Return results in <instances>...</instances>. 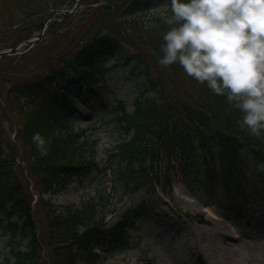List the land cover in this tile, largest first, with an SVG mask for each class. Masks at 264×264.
Returning <instances> with one entry per match:
<instances>
[{"label":"trees","instance_id":"obj_1","mask_svg":"<svg viewBox=\"0 0 264 264\" xmlns=\"http://www.w3.org/2000/svg\"><path fill=\"white\" fill-rule=\"evenodd\" d=\"M167 1L166 13L150 12L153 0L102 4L93 9L96 16L75 47L40 66L35 60L25 70L10 69L12 76L0 78L8 82L0 107L9 122L7 128L0 119V231L9 247L0 264H95L100 251L131 248L130 231L139 228L142 214L128 210L106 225L107 213L117 207L102 189L75 205L44 198L67 191L77 177L107 168H115L118 200L140 189L153 192L156 186L168 196L179 181L202 190L205 204L241 213L240 198L250 195V186L254 194L263 193L264 135L241 129L240 111L188 77L178 63L159 64L162 37L170 27ZM75 2L0 0V17L11 23L6 31L18 30ZM117 20L119 32L108 31L109 22ZM125 37L132 47L126 55ZM11 56L0 58V75L5 74L1 62ZM107 59L131 65L129 76L137 79L140 91L132 109L124 101L116 105L114 119L122 138L109 150V167L103 169L97 155L99 129L93 124L76 128L75 123L81 108L105 104L96 82L104 77ZM37 132L46 140L43 154L33 140Z\"/></svg>","mask_w":264,"mask_h":264},{"label":"rangeland","instance_id":"obj_2","mask_svg":"<svg viewBox=\"0 0 264 264\" xmlns=\"http://www.w3.org/2000/svg\"><path fill=\"white\" fill-rule=\"evenodd\" d=\"M111 1L120 3L125 0H82L73 7L66 3L59 8L60 11L56 10L47 24L46 20L39 18L33 20V23L18 27V30L6 31L5 28L11 23L7 18L0 17V26L3 25L0 27V51L13 49L9 53L11 58L1 62L5 74L0 75V78L4 75L12 76L10 69L25 70L35 60L37 62L34 65L40 66L75 47L96 16L93 9ZM153 2L155 5L149 10L151 13L156 12V9H160V13L167 12V0ZM68 9L69 12H64ZM64 13L71 14L66 18L61 15ZM128 18L127 16L126 19ZM54 21L55 24H52ZM118 24L119 20L110 21L107 30L119 32ZM30 30L33 35L28 37ZM91 34H95V31ZM37 37L40 42L35 48L28 47L25 41ZM124 39L121 45L126 55L132 51V47L129 40L126 37ZM15 42L18 43L14 44ZM29 49L31 51L25 52ZM114 62L113 59L106 60L109 67ZM130 69L131 65L122 64L106 68V78L96 82L105 96V104L94 105L90 111L81 109L76 121L77 127L84 128L91 123L99 129L97 155L103 169L109 167V150L122 138L114 119L116 105L124 101L126 108L132 109V100L140 91L136 87L137 79L129 76ZM0 82L1 105L8 82L1 79ZM0 119L9 128L7 116L1 111V107ZM113 163L115 167L116 163ZM117 181L115 168H107L105 172L77 177L65 192L44 195V198H50L56 204L75 205L94 197L96 189L100 188L109 194L117 207L115 212L107 213L104 222L106 225L114 223L128 210L131 211L130 214L136 210L141 212L139 228L130 231L131 248L100 251L101 256L95 264H264V198L260 199L259 194H254L252 186L243 213L237 214L215 206H206L207 197L202 190L193 189L179 181H174L168 196L159 188L153 192L140 189L118 200L121 194ZM261 192L264 195V191ZM187 216H193L194 219L189 220ZM199 217H203L205 222H200ZM41 218L45 220L43 210ZM45 226L46 223L42 225L43 231ZM5 240L6 235L0 231V260L9 249L4 246ZM25 243L26 240L21 245L22 249L25 248ZM182 250L187 254H182Z\"/></svg>","mask_w":264,"mask_h":264},{"label":"clouds","instance_id":"obj_3","mask_svg":"<svg viewBox=\"0 0 264 264\" xmlns=\"http://www.w3.org/2000/svg\"><path fill=\"white\" fill-rule=\"evenodd\" d=\"M170 9L159 64L178 63L240 111L241 129L264 135V0H170ZM33 140L45 153V138Z\"/></svg>","mask_w":264,"mask_h":264},{"label":"water","instance_id":"obj_4","mask_svg":"<svg viewBox=\"0 0 264 264\" xmlns=\"http://www.w3.org/2000/svg\"><path fill=\"white\" fill-rule=\"evenodd\" d=\"M78 1H81V0H78ZM54 15V13H51L50 15H49V17L47 18V20H46V22L52 17ZM36 41V39H29V40H27L26 41V43H34ZM13 50V49H12ZM10 51L8 50V51H0V57L3 55V54H7V53H9Z\"/></svg>","mask_w":264,"mask_h":264},{"label":"bare ground","instance_id":"obj_5","mask_svg":"<svg viewBox=\"0 0 264 264\" xmlns=\"http://www.w3.org/2000/svg\"><path fill=\"white\" fill-rule=\"evenodd\" d=\"M202 252V251H201Z\"/></svg>","mask_w":264,"mask_h":264}]
</instances>
